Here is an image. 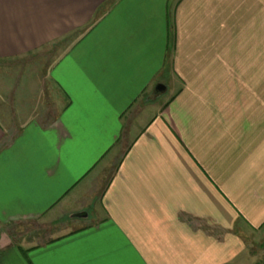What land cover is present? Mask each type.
Masks as SVG:
<instances>
[{
    "label": "crops",
    "instance_id": "obj_1",
    "mask_svg": "<svg viewBox=\"0 0 264 264\" xmlns=\"http://www.w3.org/2000/svg\"><path fill=\"white\" fill-rule=\"evenodd\" d=\"M61 46L0 87V264H261L264 0H0V61Z\"/></svg>",
    "mask_w": 264,
    "mask_h": 264
},
{
    "label": "rangeland",
    "instance_id": "obj_2",
    "mask_svg": "<svg viewBox=\"0 0 264 264\" xmlns=\"http://www.w3.org/2000/svg\"><path fill=\"white\" fill-rule=\"evenodd\" d=\"M62 48L64 46L47 48L42 52H37L36 54H31L28 57L11 62L0 61V87L3 82H6L7 85H17L20 80L26 86L27 83H39L41 86L40 79L44 75V69L54 61L57 52ZM29 89V91L33 90L32 85ZM172 93V86L167 87L166 91L155 96V102H165ZM255 252L259 254V258L263 257L261 264H264V240L260 249H255Z\"/></svg>",
    "mask_w": 264,
    "mask_h": 264
},
{
    "label": "water",
    "instance_id": "obj_3",
    "mask_svg": "<svg viewBox=\"0 0 264 264\" xmlns=\"http://www.w3.org/2000/svg\"><path fill=\"white\" fill-rule=\"evenodd\" d=\"M166 89H167V87L164 84H159V85H157V87L155 89V94L159 95V94L163 93L164 91H166ZM76 216H82V214H78Z\"/></svg>",
    "mask_w": 264,
    "mask_h": 264
}]
</instances>
